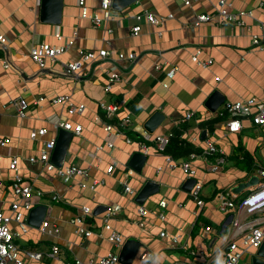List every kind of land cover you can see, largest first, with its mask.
I'll return each instance as SVG.
<instances>
[{
    "label": "crops",
    "instance_id": "1",
    "mask_svg": "<svg viewBox=\"0 0 264 264\" xmlns=\"http://www.w3.org/2000/svg\"><path fill=\"white\" fill-rule=\"evenodd\" d=\"M218 1L192 0L191 5H186L184 0H138L125 9H113L110 20L95 25L81 16L78 0H63L59 23L42 19V0H0V33L6 38V43L0 45V136L9 139L0 148V179L4 182L0 185V207L11 217L10 226L19 234L16 242L20 246L49 252L54 244L59 245L60 257H45L42 264H64L76 258L88 260L114 250L107 239L103 217L108 207L115 205H120L121 210L111 224L126 240L135 238L141 242L136 255L145 250L153 253L147 264H224V250L232 239L229 214L235 213L228 214L219 208L218 194L232 191L246 181L244 178L256 175L255 166H264V128L244 120L241 131L229 132L223 121L214 129L202 127L200 122L216 117L205 104L214 90L221 91L226 101L264 97V49L252 40L254 34L264 32V5L258 0H227L231 10L253 11L252 16L244 17V25L219 24L214 17L195 26L196 16L214 12ZM100 3L101 0H86L91 12L102 15ZM144 11L152 12L163 22L157 26L145 19L138 20L137 15ZM170 14L173 17H168ZM137 24L142 29L133 35L132 28ZM71 40L70 47L57 60L49 61L46 68H40L31 58L34 43L59 46ZM103 48L110 50L108 58L82 62L81 76L66 73L67 63L82 59L81 50L98 52ZM197 51L200 60L212 58L213 62L204 66L194 61ZM121 52H134L137 58L120 59ZM5 61L11 66L6 67ZM157 64L161 65L158 69ZM114 66L122 79L106 91L108 70ZM172 67L178 69L165 88L163 82L168 81L167 71ZM59 94L69 96L74 104L84 103L85 110L70 115L68 103L52 101ZM18 96L30 102L25 117L11 103ZM104 101L121 103L113 118H108L101 107ZM155 111L166 115L156 133L180 132L181 138L201 151L210 139L227 156V163L219 168L214 167L217 154L191 159L196 170L194 179L203 183V206L197 204L191 190L184 188L189 178L182 162L189 160L190 155L177 159L170 155L175 164L172 166L166 158L169 154L158 152L151 142H147L151 147L149 153L142 152L141 133ZM188 112H194L193 117L183 121ZM126 114L132 115V126L108 134L105 125H118ZM59 120L83 125L82 133L74 134L63 165L88 169L90 180H101L95 190L81 187L80 178L65 182L55 171H47L41 162L29 161L31 156H39L45 141L57 140L60 129L55 123ZM42 127L48 132L32 139L31 131ZM204 130L206 139L202 138ZM108 142L114 146H107ZM100 145L104 148L98 149ZM135 152L148 156L141 172L129 166ZM246 155L252 164L246 163ZM12 156L18 157L19 172L25 182L43 191L42 195L34 191L33 208L47 206L42 222L48 220L51 226H58L59 233L42 232L40 226L30 224L31 210L26 213L25 231L13 218L11 202L16 197L10 183L16 173L9 167ZM111 165L114 170L108 172ZM148 180L158 182L160 188L140 204L136 196ZM125 182L135 193L124 190ZM54 194L61 200H55ZM162 200H167L166 207L160 205ZM140 205L147 209L145 216L139 213ZM83 206H89L92 214L85 216ZM78 216L84 218V227L92 231L91 235L78 231L74 221ZM208 225L213 228L210 233L205 231ZM175 235L178 242L173 240ZM237 241L242 248L241 239ZM258 249L246 248L238 264H253ZM136 255L132 264L138 262Z\"/></svg>",
    "mask_w": 264,
    "mask_h": 264
},
{
    "label": "built area",
    "instance_id": "2",
    "mask_svg": "<svg viewBox=\"0 0 264 264\" xmlns=\"http://www.w3.org/2000/svg\"><path fill=\"white\" fill-rule=\"evenodd\" d=\"M79 6L81 8V16L88 18L95 25H101L104 21L110 20L112 18L113 11V0H101L100 6L103 11V14L98 12H91L86 4V0H78ZM261 5H264L263 0H258ZM186 5H191L192 0H184ZM231 4L227 0H219L215 11L212 13H200L196 16L194 21L195 26H199L202 23L211 21L214 17H217L219 24L226 23H236L239 25H244V17L252 16L253 11L247 10H231ZM168 17H173V14H170ZM138 20L145 19L148 23L159 26L163 21L160 17L154 15L152 12L144 11L137 15ZM142 26L137 24L132 28V34L137 35L141 31ZM253 43L260 46L264 49V32L253 35ZM6 43V38L0 33V45ZM72 40L68 41L64 45H53L49 42H37L32 44L30 48V55L33 61L38 64L40 68H46L49 61H55L57 58L63 54L72 44ZM81 60L69 62L65 66V71L67 74L74 75V77L81 76L80 69L82 62L91 61L100 59H106L110 55V50L103 48L98 52L96 51H87L81 50ZM200 51H197L193 56V60L197 61L204 66H208L213 62V59H208L202 61L199 58ZM120 59L128 58L130 60H135L137 58L136 53L130 52L128 54L121 52L119 54ZM5 66L10 67L11 64L8 61H5ZM161 65L157 64L156 68H160ZM114 68L108 70V82L105 85V90L110 91L111 88L119 82L122 77ZM177 67H172L167 71L168 81L163 82V86L168 88L170 86V80L174 78L177 71ZM54 103H68L69 109L68 113L73 115L75 113H82L86 106L84 103L74 104L69 96L65 94H59L52 100ZM12 105L18 111V114L21 117H25L27 111L30 107V102L23 96H18L11 101ZM101 107L104 109L105 114L108 118H113L122 105L120 102H101ZM194 115V112H188L183 119L187 121L191 119ZM216 117H220L224 122V127L229 132H239L243 127L244 120H250L253 124L264 128V97L263 98H247L237 101H225L215 112ZM133 118L131 114H126L122 117L118 125L106 124L105 130L108 134L112 132H121L120 130L128 129L133 124ZM57 130L63 128L66 130L72 131L74 134L80 135L83 130L82 124H73L69 120H59L55 123ZM48 130L45 127L33 130L30 133L32 139H35L39 136H44ZM149 132L144 130L141 135L144 141L140 142L142 152L148 154L151 147L147 142H151L155 145L158 152L164 153L168 144L172 138L176 135L172 132L156 133ZM9 139L6 137L0 136V148L8 144ZM128 141L130 139L128 138ZM56 146V138L45 141V145L41 150L39 156H31L29 161L32 163L41 162L44 165V168L47 171H55L65 182H71L75 178H80V185L83 188H90L95 190L98 184L101 183V180L94 178L90 180L91 174L88 169L78 167L76 165H61L57 166L52 161V152ZM107 146H114L113 142H108ZM104 146L100 145L98 149H103ZM200 152H192L190 154V159L182 162V168L187 174V178H195L196 170L191 166V159H195L199 156L208 157L212 154H217L214 167L219 168L227 163L228 159L224 152L217 148L214 143L207 139L206 145L202 148ZM167 160L172 163V166H175L174 160L170 155L166 156ZM3 159V155L0 153V161ZM10 169L15 171V176L10 183V188L13 191L14 196L16 197L11 202V209L13 211V218L18 221L22 231H25L28 227V221L26 220V213H28L34 206V203L31 199L34 191L42 195L43 191L40 189H34V186L30 183L25 182L24 176L19 172V159L16 156L10 158ZM114 166L108 167V172H113ZM132 172V170H130ZM254 173L258 176V183L253 186L247 195L238 196L237 193L233 191H223L218 194V206L219 208L227 212L230 211L235 213V216L229 214L231 217V227L232 239L229 240L227 246L224 250L223 262L224 264H238L242 259L246 248H259L264 241V166L257 165L254 167ZM4 182L0 179V185H3ZM202 188L203 183L196 180L195 184L191 189V194L193 198L197 201L199 206H203L205 201L202 199ZM124 190L126 192L135 193L132 187L125 182ZM55 200H61V197L57 194L53 195ZM1 203V200H0ZM162 207L167 206V200H162L160 202ZM85 216L92 214V209L89 206H83L82 208ZM121 210L120 205H115L108 207L105 215L103 217V227L108 231L107 239L114 246V250L108 252L99 257L91 258L88 260H82L76 258L75 260H66L64 264H120L119 255L122 246L124 245L126 238L111 224V219ZM139 213L141 216H145L147 209L145 206L140 205ZM164 217V215H161ZM252 217V218H250ZM11 217L7 215L4 210L0 207V264H42L45 257H51L53 259L59 258L61 254V249L59 245L54 244L52 250L49 252H42L30 247L20 246L16 242V237L19 235L15 232L10 226ZM78 224V231L84 233V235L89 236L92 234V231L87 230L84 226V218L78 216L74 219ZM144 226V222L140 223ZM40 230L47 233H59L60 229L56 225L50 224V222L44 221L40 225ZM205 231L210 233L213 231L211 226H206ZM162 236L165 235V232L161 233ZM238 238L241 239L243 247L241 248L238 243ZM174 242H178V237L175 235L173 237ZM153 253L150 251H144L141 254H137L138 258L137 264H147L149 259H151ZM35 262V263H32Z\"/></svg>",
    "mask_w": 264,
    "mask_h": 264
},
{
    "label": "water",
    "instance_id": "3",
    "mask_svg": "<svg viewBox=\"0 0 264 264\" xmlns=\"http://www.w3.org/2000/svg\"><path fill=\"white\" fill-rule=\"evenodd\" d=\"M138 0H113V8L116 10H122L131 4L137 2ZM41 14L42 19L59 23L61 22L63 0H42L41 3ZM226 101V96L219 90H214L212 94L206 100V106L211 111L216 112V110ZM166 115L161 111H155L150 118L145 122L144 127L149 132L156 131L159 126L165 121ZM207 131H203L202 138L206 139ZM74 133L70 130L61 128L56 140V146L53 150L52 161L61 166L64 163L66 154L68 152L70 143L73 139ZM148 156L142 152H135L129 160V166L141 172ZM259 178L254 175L248 181L240 182L232 188V191L237 194L247 195L249 193V188L258 183ZM196 180L194 178H189L185 184L184 188L191 190ZM160 185L154 180H148L139 190L136 201L143 204L145 200L150 196L159 191ZM102 208L95 210L100 211ZM47 213V206L38 205L31 209L28 217L30 224L35 226H40L44 217ZM141 247V242L135 238L128 239L125 241L121 248L119 260L123 264H132L136 253ZM253 264H264V241L257 251V255L253 257Z\"/></svg>",
    "mask_w": 264,
    "mask_h": 264
},
{
    "label": "trees",
    "instance_id": "4",
    "mask_svg": "<svg viewBox=\"0 0 264 264\" xmlns=\"http://www.w3.org/2000/svg\"><path fill=\"white\" fill-rule=\"evenodd\" d=\"M222 119L220 117H215L210 120H204L200 122V126L202 127H210L211 129L215 128V125L220 122ZM201 148H197L187 140L181 138V133H177L170 143L168 144L164 153L171 155L173 158H187L192 152H200ZM247 155L244 157L246 163H251L247 161ZM247 163V164H248ZM252 164V163H251Z\"/></svg>",
    "mask_w": 264,
    "mask_h": 264
},
{
    "label": "rangeland",
    "instance_id": "5",
    "mask_svg": "<svg viewBox=\"0 0 264 264\" xmlns=\"http://www.w3.org/2000/svg\"><path fill=\"white\" fill-rule=\"evenodd\" d=\"M233 173V172H232ZM246 181H248L249 179H250V177H248V178H244Z\"/></svg>",
    "mask_w": 264,
    "mask_h": 264
}]
</instances>
